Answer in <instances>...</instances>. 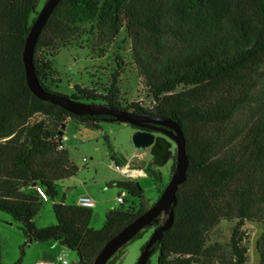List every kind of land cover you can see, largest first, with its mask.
Wrapping results in <instances>:
<instances>
[{"label":"trees","instance_id":"1","mask_svg":"<svg viewBox=\"0 0 264 264\" xmlns=\"http://www.w3.org/2000/svg\"><path fill=\"white\" fill-rule=\"evenodd\" d=\"M38 2L0 0V212L18 225L24 246L55 242L76 254L75 264H93L149 207L138 183L127 179L115 185L137 207L109 210L100 230L89 227L91 209L54 202L57 183L78 171L60 144L62 125L72 119L97 129L110 122L70 115L31 94L22 53ZM121 34L146 104L121 105L118 74L102 94L75 86L72 99L180 127L189 167L172 227L152 247L157 264H247L246 224L262 228L256 251L264 264V0H60L33 53L40 86L57 94L52 59L60 49L85 38L92 53H105ZM36 187L52 201L54 225L34 224L42 203ZM162 222L158 217L108 264H119L130 243ZM222 222L232 224L228 242L209 243Z\"/></svg>","mask_w":264,"mask_h":264},{"label":"rangeland","instance_id":"2","mask_svg":"<svg viewBox=\"0 0 264 264\" xmlns=\"http://www.w3.org/2000/svg\"><path fill=\"white\" fill-rule=\"evenodd\" d=\"M46 0H39L36 11L39 12ZM88 29V26H85ZM54 81L58 79L52 91L72 98L75 95L74 87L85 88L102 94L111 80L112 75L118 74V88L120 90L121 105L130 103H145L146 97L139 85L135 67L130 58V43L124 34L106 50L105 53L94 52L86 44L77 42L60 49L52 59ZM56 80V81H55ZM81 103H87L79 100ZM89 104V103H87ZM101 104V103H94ZM63 136L60 144L68 155V159L78 169L75 176L57 183V195L55 203L73 206L80 197H89L95 204L91 209L92 216L89 227L100 230L105 223V215L111 209L123 207L128 210L137 207L138 200L127 194L125 202L120 206L116 198L122 189L116 187V183L123 181L119 173L115 171L112 160L113 151L128 161L131 167L141 169V164L148 165L151 162V150H135L131 145L134 134L132 127L119 124L102 122L97 129H89L72 119L64 123ZM171 151L174 154L175 146L172 144ZM137 163L140 165H133ZM174 163L169 160L165 166L158 167L162 181L166 184L170 178V169ZM120 165V164H117ZM121 166V165H120ZM138 185L143 190L144 200L148 207L157 200L159 193L150 176L137 178ZM55 219L52 213V201L41 203V209L34 223L50 226L49 221ZM41 221V222H40ZM53 224V225H54ZM232 224L222 222L210 235L209 243H227L230 237ZM247 235L245 246L247 249V264H258L259 256L256 251V242L261 235L262 228L256 224H246ZM152 234V230L144 233L139 239L130 243L126 254L119 264H136L142 248ZM50 243L56 248V255H66L68 264L76 263V254L62 247L58 243ZM25 245V239L10 216L0 212V258L1 264H31L36 258L33 246ZM57 264H60L57 262ZM148 264H157V254H152Z\"/></svg>","mask_w":264,"mask_h":264},{"label":"water","instance_id":"3","mask_svg":"<svg viewBox=\"0 0 264 264\" xmlns=\"http://www.w3.org/2000/svg\"><path fill=\"white\" fill-rule=\"evenodd\" d=\"M60 0H46L34 21L31 24L29 33L24 43L22 62L25 70V78L31 94L40 101L48 102L57 106L70 115L76 117L94 116L108 117V122L132 126L134 128H147V124L163 127L169 132H162L166 138H154L151 133L137 131L131 138V145L137 151H143L151 146V165L141 167L145 176H150L159 196L143 214L125 226L116 236L110 239L101 249L93 264H107L112 256L123 246L132 241L145 228L157 223V218L162 217V224L156 228L146 244L144 245L136 264H148L153 254L152 247L163 237L173 224V208L176 205V194L179 187L186 180V173L189 167V158L186 153V141L180 127L172 121L148 113H134L116 109L106 104L81 103L72 98L46 92L39 84L33 66V53L40 33L45 27L49 17L53 14ZM64 125L58 134L63 136ZM172 144L175 146L174 154L171 151ZM113 159L117 164L127 165L128 161L121 155L116 154L112 149ZM174 159L175 167L166 184L163 183L158 167Z\"/></svg>","mask_w":264,"mask_h":264},{"label":"built area","instance_id":"4","mask_svg":"<svg viewBox=\"0 0 264 264\" xmlns=\"http://www.w3.org/2000/svg\"><path fill=\"white\" fill-rule=\"evenodd\" d=\"M114 168L117 173H119L122 177H124V179L127 180H135L137 178L145 176L143 170L133 168L131 167L130 164L124 166L115 164ZM35 191L42 203H46L49 201L47 195L45 194L42 188L36 187ZM126 197H127V192L125 190H121L116 198V202L119 205H123ZM75 205L83 209H93L95 206L94 202L89 197L78 198ZM57 262H59L60 264H68L66 260V255L62 254L61 256H59L57 258ZM36 264H57V263L40 260Z\"/></svg>","mask_w":264,"mask_h":264},{"label":"crops","instance_id":"5","mask_svg":"<svg viewBox=\"0 0 264 264\" xmlns=\"http://www.w3.org/2000/svg\"><path fill=\"white\" fill-rule=\"evenodd\" d=\"M34 224L37 228H45L46 227L44 225H40V224L38 225L37 222H35ZM53 224H54V220L49 221L50 226ZM55 245L52 246L50 243H42V244L32 245L33 248L35 249V252H36V258H35L34 262H32L31 264H36L40 260L57 263V258L59 256L57 257V255L55 253L56 248L53 249V247H55Z\"/></svg>","mask_w":264,"mask_h":264},{"label":"flooded vegetation","instance_id":"6","mask_svg":"<svg viewBox=\"0 0 264 264\" xmlns=\"http://www.w3.org/2000/svg\"><path fill=\"white\" fill-rule=\"evenodd\" d=\"M131 112H133V111H131ZM134 113H136V112H134ZM138 113H140V112H138ZM128 126H129V125H128ZM146 126H147V128H142V129L134 128V127H132V126H130V127L133 128L134 132L141 131V132L151 133V134L154 135V138H155V139H157V138H166L162 132H167V131L169 132L168 129H165V128H163V127H157V126H153V125H150V124H147ZM152 147H153V146L149 147L150 150L152 149ZM112 159H113V157H112ZM172 159H173V158H172ZM113 160H114V159H113ZM152 160H153V157H151V162H152ZM173 160H174V159H173ZM114 162H115V161H114ZM151 162H150L148 165H145V166H149V165H151ZM140 164H141V163H140ZM140 164L133 163V165H135V166H136V165H140ZM142 164H144V163H142ZM107 264H108V263H107ZM109 264H113V263H109Z\"/></svg>","mask_w":264,"mask_h":264}]
</instances>
